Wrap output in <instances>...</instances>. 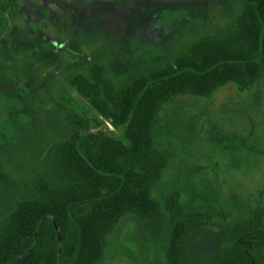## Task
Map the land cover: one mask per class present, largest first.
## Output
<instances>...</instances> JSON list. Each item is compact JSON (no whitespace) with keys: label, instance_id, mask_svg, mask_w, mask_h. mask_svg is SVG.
I'll return each instance as SVG.
<instances>
[{"label":"rangeland","instance_id":"rangeland-1","mask_svg":"<svg viewBox=\"0 0 264 264\" xmlns=\"http://www.w3.org/2000/svg\"><path fill=\"white\" fill-rule=\"evenodd\" d=\"M10 1L0 0V100L11 128L0 134V233L34 182L51 176L55 144L73 135L121 137L122 127L69 86L71 77L98 67L117 87L163 69L201 39L225 38L242 7V0ZM16 104L21 117L10 118ZM152 140L166 164L151 197L163 207L177 192L185 214L211 219L209 231L189 241L192 263L211 259L220 232L225 248L237 225L264 232V71L245 90L226 84L209 97L166 100ZM167 234L165 224L151 238L136 215L124 214L104 238L100 264H166Z\"/></svg>","mask_w":264,"mask_h":264},{"label":"trees","instance_id":"trees-1","mask_svg":"<svg viewBox=\"0 0 264 264\" xmlns=\"http://www.w3.org/2000/svg\"><path fill=\"white\" fill-rule=\"evenodd\" d=\"M138 26L130 25V32ZM263 71L264 0H242L231 33L201 39L163 69L129 76L117 87L98 67L87 77H71L69 86L97 115L122 127L121 137L73 135L53 146L51 176L34 182L0 233V264H100L106 234L127 213L136 215L151 238L168 224L166 264H194L189 241L209 231L211 219L185 214L177 192L163 207L151 197L166 164L153 147L157 113L178 95L205 98L226 84L245 90ZM5 106L0 100V134L11 129L3 124ZM12 109L10 118L21 117L20 104ZM229 234L230 245L222 246L220 232L213 256L202 264H264V232L257 225H237Z\"/></svg>","mask_w":264,"mask_h":264},{"label":"flooded vegetation","instance_id":"flooded-vegetation-1","mask_svg":"<svg viewBox=\"0 0 264 264\" xmlns=\"http://www.w3.org/2000/svg\"><path fill=\"white\" fill-rule=\"evenodd\" d=\"M12 2H13V1L11 0L10 3H12ZM0 8H1V9H4V8H5V5L0 6ZM14 9L16 10V7H15V6H14ZM16 13L20 14V12H16ZM23 20H24L25 22H27L26 19H25L24 17H23ZM32 30H33L34 33L37 35L38 30H37V29H34V28H33Z\"/></svg>","mask_w":264,"mask_h":264}]
</instances>
